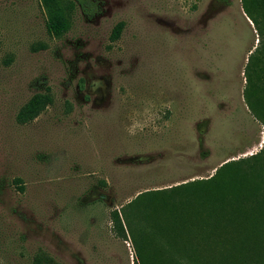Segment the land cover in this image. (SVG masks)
I'll return each mask as SVG.
<instances>
[{
    "label": "rangeland",
    "instance_id": "rangeland-1",
    "mask_svg": "<svg viewBox=\"0 0 264 264\" xmlns=\"http://www.w3.org/2000/svg\"><path fill=\"white\" fill-rule=\"evenodd\" d=\"M89 1L55 36L41 0H0V264H140L110 211L171 186L168 210L199 209L201 179L238 164L258 199L245 213L264 218V121L244 95L257 49L264 105V22L241 0ZM46 91L52 102L17 122ZM238 231L264 262V223Z\"/></svg>",
    "mask_w": 264,
    "mask_h": 264
},
{
    "label": "trees",
    "instance_id": "trees-1",
    "mask_svg": "<svg viewBox=\"0 0 264 264\" xmlns=\"http://www.w3.org/2000/svg\"><path fill=\"white\" fill-rule=\"evenodd\" d=\"M41 3L46 13V30L55 36L69 28L75 3L84 12L92 6L89 0H41ZM241 7L254 23H258L259 19L264 22V0H241ZM121 29L122 23L119 22L111 38H117ZM263 48L264 45L260 53H264ZM256 51L249 53L244 68V95L252 112L264 121V105L257 95L262 88L258 85L260 56ZM51 102L49 92L34 93L19 108L17 122L31 121ZM248 178L246 170L238 164L220 176L213 174L201 179L207 181V185L202 190L197 189V192L206 202L199 203V209H193L192 204L182 206L180 199L179 203L178 199L174 201L178 203L177 207L174 205V208L167 209L160 195L167 190L176 193L179 186L140 192L125 204L131 205L130 213L125 211V205L121 210L110 211L112 228L120 237H125L126 232L131 235L140 264H252L251 250L257 252L254 250L257 245L253 239L250 240L249 233L243 234L238 229H247L256 223L263 225L264 218L261 212L253 216L245 213L249 201H258L254 198V184L251 185ZM19 189H22L21 185ZM203 190L206 195H202ZM32 264L55 263L44 254H36ZM254 264L264 262L257 260Z\"/></svg>",
    "mask_w": 264,
    "mask_h": 264
}]
</instances>
